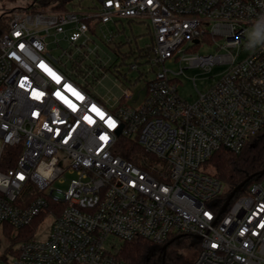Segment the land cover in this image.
Masks as SVG:
<instances>
[{"label":"built area","instance_id":"2783aa9c","mask_svg":"<svg viewBox=\"0 0 264 264\" xmlns=\"http://www.w3.org/2000/svg\"><path fill=\"white\" fill-rule=\"evenodd\" d=\"M98 2L91 12L0 14V238L5 225L53 218L45 240L17 244L13 264H125L109 237L163 244L173 234L199 237L192 264H264L263 182L220 213L224 185L201 170L264 128V0ZM121 20L147 23L160 66L133 106L122 102L129 89L113 105L91 93L102 71L87 34ZM57 35L70 47L56 57L47 40ZM205 38L215 54H187ZM167 60L224 69L187 103L173 81L183 71L164 68ZM120 137L155 162L141 169L119 157ZM66 173L67 189H53Z\"/></svg>","mask_w":264,"mask_h":264},{"label":"rangeland","instance_id":"374dc122","mask_svg":"<svg viewBox=\"0 0 264 264\" xmlns=\"http://www.w3.org/2000/svg\"><path fill=\"white\" fill-rule=\"evenodd\" d=\"M29 0H0V14L9 13L14 10L31 12ZM99 4L98 0H67L63 8L56 6L38 8L37 10L69 11V12H91L94 6ZM36 10V11H37ZM35 11V10H34ZM90 39L88 46L90 50L96 49L97 53H90V60L97 62L101 67V76L98 82L92 84V95L98 99H105L108 105H113L115 99L123 97V90L129 89L132 96L122 100L127 106H133L140 102L144 95L146 83L150 81L160 66L152 65L153 57L149 46L151 45V36L146 22L139 20H121L116 24H108L105 27H96L93 33H88ZM48 47L53 56H58L60 51L68 49L70 46L63 35L50 36L48 38ZM211 40L205 38L201 40V45H189L187 54L208 55L217 52L216 46L211 45ZM185 46L182 47V51ZM73 55H77L75 49L70 50ZM136 64L137 69H131V65ZM164 68L178 72L182 69V74L174 77V83L177 85L178 95L187 103H193L197 97V91H203L212 86L220 77L224 69L222 66L213 68L210 72H204L196 68H188L185 63L178 60H167ZM97 69L95 72L97 74ZM194 80V82H193ZM74 176L66 173L58 178L53 184V189L64 192L68 183ZM264 184V178L262 179ZM53 218L45 217L32 229L34 239L45 240L48 236ZM0 238V264H13L14 255L8 251L10 244L5 233ZM19 243V242H18ZM11 247L15 251L17 244ZM117 244L116 239L109 237L107 244ZM198 254V248H197ZM192 259V258H191Z\"/></svg>","mask_w":264,"mask_h":264},{"label":"trees","instance_id":"16d2710c","mask_svg":"<svg viewBox=\"0 0 264 264\" xmlns=\"http://www.w3.org/2000/svg\"><path fill=\"white\" fill-rule=\"evenodd\" d=\"M29 8L36 11L38 8L54 5L56 8H63L67 0H29ZM72 67L78 72L80 61L72 63ZM101 75H92L90 81L97 82ZM117 155L129 161L141 169H146L145 163L155 162L153 157L147 156L142 149L132 140L120 137L118 141ZM13 164H10V166ZM264 169V128L250 137L239 153H233L228 149L221 148L215 151L211 157L202 165L201 170L218 180L224 185V192L220 197L223 203L229 193L246 178L251 179L246 183L242 190L236 193L234 198L245 194L249 187L254 183L263 182L264 175L259 176V172ZM37 195L34 194V196ZM61 208V205H57ZM42 220L41 217L34 220L30 225L13 229L4 226V233L9 240L8 249L14 256L16 251L11 247L18 242L30 239L33 236L32 229ZM169 243L165 253L162 247ZM199 242L189 235L173 234L163 244H156L151 241L137 238L130 242H124L117 250V257L125 264H192L197 256ZM192 258V259H191Z\"/></svg>","mask_w":264,"mask_h":264},{"label":"water","instance_id":"95a60500","mask_svg":"<svg viewBox=\"0 0 264 264\" xmlns=\"http://www.w3.org/2000/svg\"><path fill=\"white\" fill-rule=\"evenodd\" d=\"M198 41H195L194 43H197ZM264 175V169L261 170L259 172V176H262ZM251 179V176L246 178L243 182H241L239 185H237L230 193L229 195L227 196V198L225 199L222 207H221V210H220V213H223L225 211V209L227 208L228 204L230 203L231 199L236 195L237 192H239L240 190L243 189V187L246 185V183ZM196 239L199 240V237L196 236L195 237ZM169 243H166L163 247H162V251H163V254L165 253V250L167 248Z\"/></svg>","mask_w":264,"mask_h":264}]
</instances>
